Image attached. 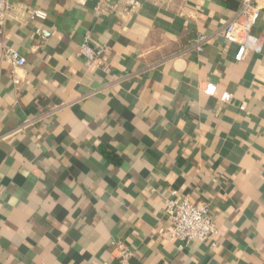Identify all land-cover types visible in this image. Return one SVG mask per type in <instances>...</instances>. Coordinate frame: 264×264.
<instances>
[{
  "label": "crops",
  "instance_id": "0c3cea01",
  "mask_svg": "<svg viewBox=\"0 0 264 264\" xmlns=\"http://www.w3.org/2000/svg\"><path fill=\"white\" fill-rule=\"evenodd\" d=\"M81 1L8 0L26 65L0 64V264H264V0L242 62V0ZM176 197L210 206L213 240L167 235Z\"/></svg>",
  "mask_w": 264,
  "mask_h": 264
},
{
  "label": "built area",
  "instance_id": "2783aa9c",
  "mask_svg": "<svg viewBox=\"0 0 264 264\" xmlns=\"http://www.w3.org/2000/svg\"><path fill=\"white\" fill-rule=\"evenodd\" d=\"M83 3L81 0H76ZM139 2L137 0H99L96 7L97 14L120 13L129 15L137 11ZM14 14L13 7L8 0H0V64L5 63L11 68H21L26 65V58L21 52L13 48L4 38L3 25L6 20ZM24 15V16H23ZM261 15V6L256 5L255 0H242L240 7L234 16L227 22L224 28V37L227 42L237 45L235 60L242 62L250 52H259L261 40L253 33ZM25 22V18L30 20L45 21L48 13L42 9H23L20 16ZM18 19V18H17ZM210 42V38L201 36L195 42L194 48L202 51L204 46ZM102 52L92 48L89 42L81 47V55L85 56L89 62H94L96 57ZM204 92L213 96L216 87L207 84ZM232 99L230 94H224L222 102H229ZM167 215L171 223V231L167 235L172 239L180 240L184 243L197 241L208 242L213 240L217 234V228L210 212L208 204H194L186 198L176 197L166 202ZM124 259L129 257L127 252L122 253Z\"/></svg>",
  "mask_w": 264,
  "mask_h": 264
}]
</instances>
